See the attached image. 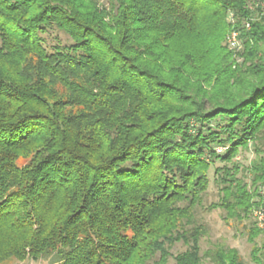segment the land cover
I'll use <instances>...</instances> for the list:
<instances>
[{
    "label": "trees",
    "instance_id": "16d2710c",
    "mask_svg": "<svg viewBox=\"0 0 264 264\" xmlns=\"http://www.w3.org/2000/svg\"><path fill=\"white\" fill-rule=\"evenodd\" d=\"M260 2L0 0L1 264H245L234 248L201 256L196 209L216 161L208 210L243 222L264 207ZM51 29L71 43L48 45ZM246 230L264 264V226Z\"/></svg>",
    "mask_w": 264,
    "mask_h": 264
},
{
    "label": "rangeland",
    "instance_id": "374dc122",
    "mask_svg": "<svg viewBox=\"0 0 264 264\" xmlns=\"http://www.w3.org/2000/svg\"><path fill=\"white\" fill-rule=\"evenodd\" d=\"M102 4L108 6V0H101ZM263 2H260L259 5L264 9ZM264 12V11H263ZM231 13V12H230ZM230 21L234 22L233 14H230ZM248 23H244L243 28L245 30H249L250 26L247 27ZM240 31V30H239ZM231 32L227 34L225 44L228 46V37ZM48 45L52 46H65L71 43V38L60 32L58 29H51L50 32L46 35ZM1 43V41H0ZM242 47L239 50H232L233 55V67L243 66L245 64V56L243 55V47L244 41H241ZM194 123V122H193ZM195 124V123H194ZM193 124V125H194ZM213 124L212 126H215ZM263 146V145H262ZM215 149L219 153L224 152V148L220 146H216ZM257 155L255 152L254 144L250 143L248 149H242L240 153L236 156L235 163L241 165L245 170L250 166V163L256 159ZM225 163L221 161H216L213 163L209 170V178H210V187L207 193L204 195V202L202 206H199L196 209V224L200 226L205 231V235L202 237L200 241L201 246V256L204 257L206 252L209 250H214L218 247H226V248H234L238 250L242 260L245 264H255L251 259V250L253 247V243L249 242L247 236L246 227L250 226V224L255 221L258 223L260 228L264 226V217H260L261 214H264V207H260L254 210L253 215L250 219L245 220L243 222L233 221L227 222L225 220V212L222 210L210 211L207 209L213 202H217L220 198V191L216 179V169L225 166ZM231 166V165H229ZM243 177L246 179V182L250 183V177L247 172L244 170L238 177ZM262 194H264V189L262 190ZM264 242V236H260L256 243L258 246H262ZM187 246L183 243H177L172 249L173 256L185 251ZM209 259H206L208 261ZM174 260L170 261V264H173ZM210 263V262H208ZM1 264V263H0ZM2 264H56L54 256H48L42 258L38 261L32 259L26 260H16L12 259L7 263Z\"/></svg>",
    "mask_w": 264,
    "mask_h": 264
},
{
    "label": "built area",
    "instance_id": "2783aa9c",
    "mask_svg": "<svg viewBox=\"0 0 264 264\" xmlns=\"http://www.w3.org/2000/svg\"><path fill=\"white\" fill-rule=\"evenodd\" d=\"M250 25L247 24V27ZM228 46L232 50H239L242 47L241 41H240V32L239 31H232L230 36L228 37ZM260 217H264V214H261Z\"/></svg>",
    "mask_w": 264,
    "mask_h": 264
}]
</instances>
